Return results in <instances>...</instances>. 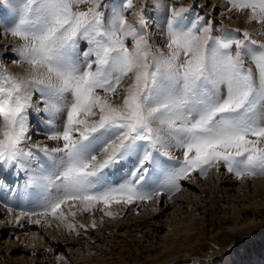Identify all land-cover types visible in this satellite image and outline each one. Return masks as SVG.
Here are the masks:
<instances>
[{
	"label": "snow or ice",
	"instance_id": "6c2138e0",
	"mask_svg": "<svg viewBox=\"0 0 264 264\" xmlns=\"http://www.w3.org/2000/svg\"><path fill=\"white\" fill-rule=\"evenodd\" d=\"M10 2L15 20L4 31L22 42L18 62L30 71H0V174L5 165L25 172L20 198L39 208L17 221L64 222V205L88 213L171 199L193 172L206 176L220 164L237 179L264 176V40L239 28L216 35L212 21L169 5L165 44L154 48L147 0ZM228 3L264 35V0ZM126 78L131 83L121 88ZM33 111L47 115V139L58 146H29Z\"/></svg>",
	"mask_w": 264,
	"mask_h": 264
},
{
	"label": "rangeland",
	"instance_id": "374dc122",
	"mask_svg": "<svg viewBox=\"0 0 264 264\" xmlns=\"http://www.w3.org/2000/svg\"><path fill=\"white\" fill-rule=\"evenodd\" d=\"M106 2L110 3L111 0H106ZM140 2L141 0H135L137 4ZM147 3L146 14L155 21L156 25L150 28L154 48L163 47L165 44L162 29L168 15L169 5L190 7L192 9L190 15L193 18L200 15L212 21L216 35H220L222 28L225 27L239 28L252 32V39L264 40V35L259 34L261 25L255 22L248 23L246 11L243 13L229 12L228 0H219L218 3L216 0H147ZM0 5H2L0 6V40H5L3 46L0 45V71L6 69L13 75L25 76L30 71V66L18 62L19 53L16 51V47L22 42L4 31L14 23L13 5L10 0H0ZM80 7L83 10L88 5L84 4ZM136 11L139 9L137 8ZM227 12L232 14L231 17L227 16ZM128 20L129 23H135L136 17L130 13ZM131 46L129 42V47ZM130 83L131 79L126 78L121 82L120 87L126 88ZM122 97L123 93L120 98H113V102L121 103ZM33 103L43 107L38 93L34 92ZM35 113L33 111L32 116ZM34 117L44 119V121L48 119L47 115L38 113ZM34 117L31 125L35 120ZM44 121H40V124L45 129V134H31L33 140L29 141V146L37 138L40 141L45 139L40 146L55 147L51 143L53 141L47 139L50 129L46 122L43 123ZM172 155L183 159L181 154L172 152ZM7 167L13 169L11 178L17 177V180L27 178L26 173L20 174L15 166L7 165ZM214 168L219 170V173L217 172L219 176L226 169L222 164L212 169ZM117 173H119L118 177L123 174L120 171ZM227 173L228 171H225V174ZM197 174L193 172L190 179L181 183V190L173 195L186 193L187 184L198 179ZM230 175L235 180L232 183L235 189L225 190L223 185L226 182L219 181L218 177H215L207 188L203 185L202 188L194 182L195 188L191 190L189 196L192 202L188 204L184 200L185 196H182L173 206L170 205L163 209L153 221L147 223L138 221L143 226L131 225V222L135 220L133 217H137L138 220L144 219L142 216L144 215L142 211L146 209L144 206L151 205L154 199H156L155 205H165L164 200L168 199V196L154 197L125 213L124 209H121L124 205L114 204L119 208L113 212L112 216L105 215L104 210L96 209L88 213H76L73 216L69 211L74 208L64 205L62 210L67 217L66 221L61 222L52 216L41 217L42 219L39 220L50 222L44 223L43 228L34 227L33 224L27 231L16 226L18 223L16 217L20 213L14 214L7 209H0V227H3L0 228V264H58L57 261L63 264H264V191H249V187H253L254 179L264 178V176L237 179L234 174L230 173ZM200 177L203 180L206 176ZM245 180L249 181V187H246L247 193L245 186L241 185ZM17 198L21 200L20 197ZM21 201L24 203L25 199ZM168 201L170 203V199ZM183 204H187V207ZM179 206H182L181 210L176 211ZM78 207L77 205L75 208ZM24 219L30 220L31 217L23 218V221ZM94 221L96 227H92ZM117 221H121L122 224L115 228L107 224ZM68 222L75 224L77 230L70 231L67 227ZM84 223L89 226V229L85 233L87 236H80V242L69 243L65 241L66 239L57 242L56 236L60 232L65 237L70 234L72 236L81 235L83 230L79 226ZM104 224H107V227ZM17 232L23 233L16 234ZM7 238L10 240H5ZM11 240L13 244L10 243ZM53 243L59 244L60 247L54 246ZM45 250L49 252L46 254Z\"/></svg>",
	"mask_w": 264,
	"mask_h": 264
},
{
	"label": "bare ground",
	"instance_id": "6f19581e",
	"mask_svg": "<svg viewBox=\"0 0 264 264\" xmlns=\"http://www.w3.org/2000/svg\"><path fill=\"white\" fill-rule=\"evenodd\" d=\"M218 1L219 0H216V2L218 3ZM220 3V2H219ZM240 13V12H239ZM226 14H228L227 16H229V17H231V13H229V12H227ZM228 17V18H229ZM237 17H239V16H237ZM162 21V20H161ZM155 38V37H154ZM5 41V40H4ZM4 41L2 40H0V45H2L3 46V44H4ZM39 102V101H38ZM38 122H39V120H38ZM35 124H37V120H36V122H35ZM35 128V129H34ZM43 127H39L38 128V126L37 125H34V127L32 126L31 128H30V132L32 131V134H34V133H37L38 135H42V134H45V129L43 128ZM32 129V130H31ZM33 129H34V131H33ZM36 138V137H35ZM38 138H40V137H38ZM37 139V138H36ZM34 139V141H32L31 143V145L30 146H32V145H41V142H43L45 139H41L42 141H40L39 139ZM31 140H33V135H32V137H31ZM30 140V141H31ZM55 147L56 146H58L61 142H55V141H53V142H51ZM182 150H180V149H173L172 150V152H175V153H177V154H181L182 156H183V151L181 152ZM213 168V167H212ZM212 168H210V170H209V174H207L206 175V177L203 179V180H201V175H199V174H197L196 176H197V178L198 179H196V180H193L192 182H189L187 185L188 186H186L187 188H186V193H179V194H176V195H172L171 196V199H170V203H169V201H168V199H169V197H168V199L167 198H165V205H159L158 203V205H155V203H156V199H154V200H152L151 201V205H146V206H144L146 209L144 210V211H142L143 213H144V215H142L143 217H144V219H137V217H133V219H135L134 221H132L131 223V225H138V226H143V224H140V222L138 223V221H146V223L147 222H151V221H153L154 220V218L155 217H157L158 215H159V213H161V211H163V209H165L166 207H168V206H170V205H174L176 202H177V200H179L182 196H185V201H187V203L189 202L190 203V201L192 202V199H190V195H191V190L192 189H194L195 188V185H194V182H196L195 184L196 185H201V187H202V185H203V187L204 188H207V186L211 183V181H213V179L215 178V177H218V180L219 181H221V182H226V184H224L223 186H225V190H228V189H233L234 187H233V185H232V183L235 181L232 177H231V175H230V173L228 172L227 174H225V171L227 172V170L225 169L224 171H222L221 172V175L219 176V170L218 169H216V168H214V169H212ZM126 170V169H125ZM218 172V173H217ZM20 174H25V172H23V171H20L19 172ZM118 174L119 173H117V177H116V174L114 175V179H116L117 181L120 179V177H118ZM0 180H3V182H4V187H2V188H0V209H7L4 205L5 204H7L9 207H18V204H20V202L22 203V201L21 200H19L17 197H21V193H22V191H23V185H24V183H25V180H26V178L25 179H23V180H16V179H13V178H11V174H8V172H3V174H0ZM5 180H6V183L7 182H9L10 180H12V182L10 183V185L9 186H7L6 185V183H5ZM186 180H183V181H181V183L182 182H185ZM200 181V182H199ZM249 181L248 180H245L241 185L244 187L245 186V188L246 187H249ZM244 184V185H243ZM246 184H248V185H246ZM7 186V188H5ZM194 186V187H193ZM253 187L251 188V186L249 187V191L250 190H253V191H264V178H256V179H254V181H253V185H252ZM153 187H155V186H153ZM202 187V188H203ZM238 187H236V189H237ZM235 189V188H234ZM29 191H31V190H29ZM246 193H247V188H246V191H245ZM163 196L164 197H166V196H168L167 194H163ZM20 201V202H19ZM141 203H145L144 201H138V202H136L135 204H132V205H124V208H122L121 207V209L123 210L124 209V213L125 212H128V211H130V210H132V208H136V206H138V204H141ZM188 203V204H189ZM22 204H24L25 206H23V207H27L28 208V210L29 211H35V210H39V208H38V205H37V203L36 202H33V201H31V200H29V199H25V202L24 203H22ZM181 205V204H180ZM183 206H185V207H187V204L186 205H184L183 204ZM2 207V208H1ZM119 207H115V205L114 204H112L109 208H107V209H104V211L106 212V211H110V212H116V210L118 209ZM181 208H182V206H179V207H177L176 209V211H180L181 210ZM194 209L196 208V207H193ZM192 208V209H193ZM199 207H197V209H198ZM120 209V210H121ZM140 210V209H139ZM141 211V210H140ZM72 212H76V213H78V214H80L81 212L79 211V207L78 208H74V209H71L70 211H69V213H72ZM191 213V212H190ZM20 215V214H19ZM189 215V214H188ZM12 216V215H11ZM23 218H28L29 219V217H23ZM23 218L22 219H20L19 221H18V223H16V226H20V229H23V230H28L29 228H30V226L31 225H33L34 224V227H41V228H43L42 227V225L44 224V223H48V222H50L49 220H40V223L39 224H35V223H31V221H33V220H36V219H42L41 217H38V216H32L31 217V219L30 220H25L24 219V221H23ZM131 220V219H130ZM7 221H8V219H7ZM23 222H24V224H23ZM5 223V222H4ZM8 223V222H7ZM92 223V222H91ZM181 223V222H180ZM21 224V225H20ZM107 224H111L112 225V228L114 227L115 228V226H118V225H120V224H122L121 223V221L119 222V221H117V222H109V223H107ZM107 224H104V226L105 227H107ZM84 227L82 228V234L81 235H76V236H72L71 234L70 235H68V237H65L63 234H62V232H60L59 233V235H57L56 237L58 238V240H57V242H59V241H64L65 239V241H67V242H69V243H71V242H80V236H87V234H85L86 233V231L89 229L88 227V225L86 224V223H84V224H82ZM90 225V224H89ZM10 226V225H9ZM133 227V226H132ZM0 228H3V227H0ZM5 228V227H4ZM58 229V228H57ZM20 233H23V232H17L16 234H20ZM33 234V233H32ZM85 234V235H84ZM89 236V235H88ZM40 237V236H39ZM85 238V237H84ZM5 240H7V241H9L10 239H5ZM12 241L13 240H11L10 241V243H12ZM47 242H48V240H47ZM13 244V243H12ZM54 244V243H53ZM51 245V244H50ZM54 246H58V247H60V245L59 244H57V243H55L54 244ZM50 249V248H49ZM46 251V250H45ZM49 251H46V254L48 253ZM46 257V256H45ZM58 262V264H63L61 261H57Z\"/></svg>",
	"mask_w": 264,
	"mask_h": 264
}]
</instances>
